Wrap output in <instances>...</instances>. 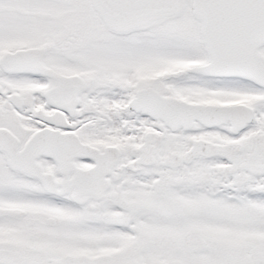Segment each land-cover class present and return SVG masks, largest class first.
<instances>
[{
	"label": "snow or ice",
	"instance_id": "obj_1",
	"mask_svg": "<svg viewBox=\"0 0 264 264\" xmlns=\"http://www.w3.org/2000/svg\"><path fill=\"white\" fill-rule=\"evenodd\" d=\"M0 264H264V0H0Z\"/></svg>",
	"mask_w": 264,
	"mask_h": 264
}]
</instances>
